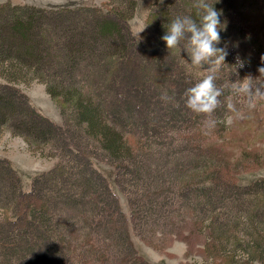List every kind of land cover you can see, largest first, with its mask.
<instances>
[{"label":"trees","instance_id":"16d2710c","mask_svg":"<svg viewBox=\"0 0 264 264\" xmlns=\"http://www.w3.org/2000/svg\"><path fill=\"white\" fill-rule=\"evenodd\" d=\"M120 3L75 9L0 4V77L5 80L0 83V133L7 129L30 145H49L50 155L59 157L53 169L33 179L29 192L23 191L11 161L0 158V208L19 232L24 264H150L136 251L117 196L94 160L117 171L133 228L147 240L144 228L156 226L169 207L164 176L175 184L173 176L181 173L179 157L166 153L169 140L179 138L207 159L200 158L207 167L199 172L189 167L194 181L171 190L193 212L212 216L204 222L190 214L172 225L171 233L187 242L188 254L195 251L211 264H264V179L242 184L237 178L264 162L245 148L234 157L207 135L216 132V139L225 141L222 134L230 131L221 121L227 104L247 105L233 94L232 83L257 78L264 66V0H207L222 11L226 29L216 47L228 53L215 72L222 95L210 115L188 109L185 92L211 68L193 67L184 41L169 50L161 39L176 17L198 22L197 0H155L139 42L129 23L137 2ZM67 19L73 28L62 24ZM237 57L243 68L236 66ZM23 68L46 85L61 109L62 126L43 116L17 87L16 71ZM255 105L251 108L264 113V101ZM211 120L215 125L209 129ZM228 200L232 207L250 204L249 216L243 219L241 209H223ZM47 234L55 236L62 252L40 262L32 241ZM0 264H16L13 253L0 252Z\"/></svg>","mask_w":264,"mask_h":264},{"label":"rangeland","instance_id":"374dc122","mask_svg":"<svg viewBox=\"0 0 264 264\" xmlns=\"http://www.w3.org/2000/svg\"><path fill=\"white\" fill-rule=\"evenodd\" d=\"M109 1L116 6L122 5L121 0H0V4L5 2H11L13 5L20 6H33L36 8L44 9H57V8H83L85 6H99L101 3ZM155 0H136L137 5L133 17L130 19V27L133 35L144 28L140 33V36L146 29V19L151 12L152 6ZM78 18L71 21L75 24L70 25V21H62L67 28L68 23L73 28L78 25ZM257 23H249L247 26H255ZM41 36L47 39L41 32ZM264 67V66H263ZM23 72L16 71L15 77L20 79L17 82V87L20 88L32 103V105L45 117L54 122L55 124L62 126L64 119L61 115V109L58 107L56 101L52 99L47 91L46 85L39 80H34L32 75L27 69H21ZM29 74V75H28ZM27 75V76H26ZM24 76L26 78L24 79ZM5 80L0 77V83ZM233 98H229L228 102ZM239 104V105H238ZM233 100L227 104V111L221 121V127L229 132L227 135L223 132L222 136L225 137V141L216 139V132L208 131L207 135L211 136L212 143L215 146L225 147L227 152H232L235 157L238 152L245 148L248 153L257 154L260 162H264V113L258 112V108L246 109L247 105H243L241 102ZM259 104V103H258ZM256 104V105H258ZM231 105V107H230ZM255 105V106H256ZM215 120H211L214 122ZM215 123L213 124V126ZM211 126V127H213ZM209 127V129L211 128ZM220 129V128H219ZM214 131V129L212 128ZM254 134V135H253ZM252 135V137H251ZM229 136L233 137V141H229ZM171 141L170 147L166 148V153L172 152L180 159L182 164L181 173L179 176L174 175L172 184L170 175H163L165 182L163 183L164 190L168 192L166 203L169 205L168 209L161 211L162 220L154 226L150 225L145 227L144 237L137 234L133 228V219L131 216V208L126 195L121 191L119 183L117 181V171L105 161L94 160V167L101 171L107 179V183L111 191L117 196L119 206L124 212L127 220L131 239L139 255H142L145 260L150 264H211V260L200 256L195 251L190 255L187 253L188 245L181 237L176 238L171 233V227L174 224L180 223L181 219H185L188 215L193 214L196 218H203L202 221H208L207 217L209 212H193L188 205L182 204L177 198L171 187L179 184L191 183L194 181L190 177L192 175V169L189 167L196 166V170L203 171L207 167V163L200 158H203L206 162L207 159L203 155H194L190 151V144L188 141L181 140H169ZM130 142H134V139H130ZM152 150L158 149V145L149 144ZM49 145L46 146H34L30 145L24 137L13 135L9 130L2 129L0 133V158H7L11 161L12 166L19 172L22 182V189L24 192H29L32 188L33 179L46 171H50L55 167L59 161V157L51 156L49 153ZM177 152V154H176ZM174 157V156H173ZM176 159V157H174ZM177 160V159H176ZM201 166H205L201 168ZM238 180L242 184L251 183L257 179H264V167H257L250 171L240 172ZM176 190V187H175ZM178 193V192H176ZM156 198L159 197L157 193ZM163 200V196L160 200ZM223 209L240 210L242 218L249 216L250 205H243L239 207H232V200H228L225 203ZM239 214V215H240ZM240 215V216H241ZM182 222V221H181ZM95 236H100L102 232H94ZM32 245L36 251V258L40 262L49 260L62 252L60 246L56 242V238L52 234H47L43 237L34 239ZM21 244L19 242V232L14 229L12 221L4 217V212L0 208V252L11 251L13 253L16 264H24L21 258ZM113 252V251H112ZM114 254V253H113ZM113 256V255H112ZM117 264V263H114ZM130 264V263H129Z\"/></svg>","mask_w":264,"mask_h":264},{"label":"clouds","instance_id":"9594fccd","mask_svg":"<svg viewBox=\"0 0 264 264\" xmlns=\"http://www.w3.org/2000/svg\"><path fill=\"white\" fill-rule=\"evenodd\" d=\"M213 5H209L207 0H197L194 7L197 9L198 22L190 16L176 17L169 24L166 34L161 37L169 50L180 46L181 41H184L183 48L190 57V64L193 67L207 64L211 68L209 75L185 92V106L198 115H210L220 105L218 98L222 95V90L215 84V72L228 54L225 48L216 47L221 42L220 31L226 29V22L221 23L222 11L216 10ZM143 30L144 28L134 35L137 42L142 39L140 33ZM260 59L264 64V55ZM236 66L244 67V62L239 57ZM258 72L257 78L247 76L232 83L231 91L244 97L248 107H254L256 102L264 101V67H259ZM253 80L256 81L255 84ZM161 99L168 98L164 95ZM213 124L214 122H210L208 127Z\"/></svg>","mask_w":264,"mask_h":264}]
</instances>
